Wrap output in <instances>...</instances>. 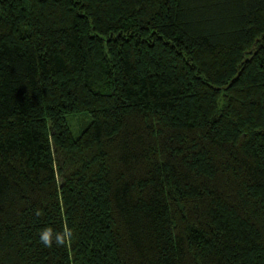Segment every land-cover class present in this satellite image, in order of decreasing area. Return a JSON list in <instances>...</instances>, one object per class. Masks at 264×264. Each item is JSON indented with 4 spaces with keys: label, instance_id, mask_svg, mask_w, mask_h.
Segmentation results:
<instances>
[{
    "label": "trees",
    "instance_id": "16d2710c",
    "mask_svg": "<svg viewBox=\"0 0 264 264\" xmlns=\"http://www.w3.org/2000/svg\"><path fill=\"white\" fill-rule=\"evenodd\" d=\"M0 264H264V0H0Z\"/></svg>",
    "mask_w": 264,
    "mask_h": 264
},
{
    "label": "rangeland",
    "instance_id": "374dc122",
    "mask_svg": "<svg viewBox=\"0 0 264 264\" xmlns=\"http://www.w3.org/2000/svg\"><path fill=\"white\" fill-rule=\"evenodd\" d=\"M88 119L89 117L86 115V113L70 114L67 116V121L70 124L71 131L74 136H77L80 133Z\"/></svg>",
    "mask_w": 264,
    "mask_h": 264
},
{
    "label": "clouds",
    "instance_id": "9594fccd",
    "mask_svg": "<svg viewBox=\"0 0 264 264\" xmlns=\"http://www.w3.org/2000/svg\"><path fill=\"white\" fill-rule=\"evenodd\" d=\"M51 234L48 230H45L44 233L41 235V242L44 244V246L46 247H50L51 246ZM57 244H61L63 243V240L61 238H57Z\"/></svg>",
    "mask_w": 264,
    "mask_h": 264
}]
</instances>
